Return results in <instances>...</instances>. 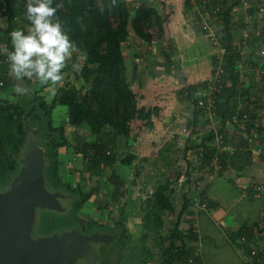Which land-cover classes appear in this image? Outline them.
<instances>
[{"label":"trees","instance_id":"obj_1","mask_svg":"<svg viewBox=\"0 0 264 264\" xmlns=\"http://www.w3.org/2000/svg\"><path fill=\"white\" fill-rule=\"evenodd\" d=\"M155 1L162 6V12L159 13L157 9L149 5L135 7L127 0H55L54 6H58V15L65 21L70 35L87 52L88 59L83 64V71L75 74L70 68L66 69L67 78L73 76V80L64 81V85L59 88L50 103L43 96L37 95V92L33 93L27 102L23 99L17 102L0 99V187L3 188L18 169L17 159L31 132L30 118L32 117L35 125H40L44 121L49 124L47 139L50 143L47 146L46 157L49 160L47 177L50 185L53 189H63L76 197L73 201L76 204L73 225L66 227L69 221L68 216L70 217L68 214H42L37 231L39 235H51L73 227H80L83 233H86L99 226L91 218L81 215L84 206L94 199L99 187L85 193L81 186L73 189L72 185L64 183L60 176L63 164L60 157L62 151H73L74 154L81 156L84 161L91 164L93 169H98L100 171L98 181L107 176V185L110 184L117 188V194L113 195L116 197L121 194V189L125 184L115 170L116 165L131 166L139 156L130 155L121 160L120 143L127 145L130 141L137 142L138 138H142L141 142L144 144L138 148V154L145 151L144 153L152 156L158 148L159 140L144 136L147 130L152 131L156 128L157 122H161L165 115L172 113L170 110L176 104V102L174 105L170 102L174 89L183 87L179 95L186 94L187 100L193 104L195 121L201 117L203 121L210 122L207 110L199 108L196 95L198 91L207 90L211 68L213 70V64L217 63L218 56L213 47L211 48V44L201 43V39L196 35L197 30L190 27L186 18L194 17L201 27L202 13L208 10L216 12L217 9H221L215 17L218 23L223 25L222 45L229 51L223 67L222 88L215 96L217 121L221 123V132L225 133L233 118L238 113L242 114V111L233 104L234 96L239 95L240 83V75L237 71L240 57L236 53L239 45L234 34L236 29L234 8L240 6L242 0H236L233 3H230V0L209 3L206 0H195V5L191 0ZM174 1L179 5L182 4L184 8V12H178L176 16L170 12V5ZM6 3V7L0 10L7 11L9 16L7 22L4 23L6 26L0 31L9 38L8 34L18 29L16 22L18 19L22 22L20 28L26 24L23 17L25 0H17L16 4L12 0H6ZM252 8L257 12L256 4ZM154 26H158L162 32L166 33L169 42L174 41L173 44L169 43L166 53L162 51L164 60L160 64L166 76L173 75V80L171 77H161V81L156 82V79L149 77L144 83L132 84L128 79L124 45L128 42L132 32L144 43L151 44V35L148 30ZM258 43L264 44V34ZM197 46H202L203 53L199 52ZM205 57L207 65L204 69H198L195 72L194 69L185 65L194 63L196 60L204 61ZM1 70L0 80L4 81V87L0 91L7 90L16 83L9 75L7 66L2 67ZM4 72L7 75L3 76ZM180 73L183 74L181 75L183 79H181V85H178L176 79ZM227 82L232 87L227 88ZM25 83L29 88L41 86L42 90L46 89L45 86L33 82L25 81ZM179 95L177 102L183 101ZM60 106L67 108V122L65 126L58 127L53 121V112ZM194 124L188 125L193 129H202ZM68 128L75 131L86 129L89 137L94 141L78 140L72 148V142L70 143L69 139L71 132ZM254 131H258L260 135L264 134V128L252 123L247 125L245 132L242 131L244 136L237 131L238 134L232 142L234 152L223 153L220 158L222 168L219 173L220 178L226 177L225 174L233 170L245 174L244 170L253 163L248 140ZM226 139L225 142L228 144ZM213 140L214 135L211 133L206 134L200 145L197 141H187L184 146L185 162L190 166L189 159L198 155L197 151L202 149V167H207L213 172L215 167L212 162L217 151L212 147ZM174 149L176 145L168 143V146L160 150L159 154L164 157L163 151L171 153ZM144 160L148 162V159ZM109 173L111 175L108 177ZM139 174L137 173V176ZM176 186V182L170 180L161 182L146 199L143 208L145 232L138 246L131 247L132 239L123 227L125 212H122L123 215L115 228V230H120L122 238L124 237L123 255L119 264H147L153 261L154 250L149 249L148 246V240L151 237L155 239L154 248L161 255L160 264H190L192 259H195V264H200V259L194 258L195 250H198L194 232L182 229V223L186 214L191 211L195 196L192 198L189 193H183L181 210L177 211L174 204ZM190 186L189 181L187 187ZM114 201L116 202L117 198ZM108 206L109 204L106 203L100 206L99 210H105ZM168 214L177 215L176 221L169 222L170 227H167L166 223ZM253 239L254 236L242 233L240 244L247 245L246 241L249 244ZM261 249L257 244L255 246L250 244L245 251L248 264H264ZM256 250L260 253L251 257L252 252Z\"/></svg>","mask_w":264,"mask_h":264},{"label":"crops","instance_id":"obj_2","mask_svg":"<svg viewBox=\"0 0 264 264\" xmlns=\"http://www.w3.org/2000/svg\"><path fill=\"white\" fill-rule=\"evenodd\" d=\"M128 2L132 3L134 6L138 2H132V0H127ZM155 1V0H153ZM230 3L235 2L236 0H230ZM255 4L252 2L249 3L248 6H244L243 2L241 1L240 6L234 8V26L235 29V37L236 41L240 45L241 43L245 42L246 45H248V49L245 51L244 57H242L241 62H239L238 66V73L240 77V83L238 86L239 95L234 96L235 101L233 102L234 105H236L237 109H242L241 106L248 107V111L250 114H252L253 123L256 122V124L260 125L262 128H264V59L261 56V52L264 51V44L258 43V41H261L262 36L264 34V15H259L258 11L256 12L255 9L252 8ZM155 9L158 10L160 13V10L162 11V6H160L156 1L153 3V6ZM203 14V13H202ZM189 21H191L190 27H195L196 24L195 18H190ZM199 29V28H198ZM218 29H221L220 27ZM198 38L201 39L202 44H210L206 36L201 32H197ZM170 43H174V41H171ZM140 44L142 45V49L140 48ZM213 46H211L212 48ZM146 49V52L149 50L146 47V43H142V40L135 36L130 35L128 42L124 45V54L125 57H131L135 58L139 55L140 52H143ZM148 49V50H147ZM214 49V48H213ZM143 50V51H141ZM215 54L216 50L214 49ZM145 56H143L142 61L147 60V53H144ZM150 54V53H149ZM163 60V59H162ZM142 61L141 64L143 63ZM158 65L161 64V59L157 60ZM204 61H207L206 57L204 58ZM162 68V76L161 77H171L173 80V75H167L164 72L163 66H160ZM154 72V71H153ZM159 72V71H158ZM161 73V72H160ZM210 74V71H209ZM129 75V70H128ZM212 75V68H211V74ZM152 78L156 79V82L161 81L160 79L156 78V76L151 75ZM159 77V76H158ZM181 77V76H180ZM148 79V78H147ZM146 79V80H147ZM181 79H183L181 77ZM210 79V78H208ZM232 87L231 84L227 82V88ZM186 94H183L179 96L183 101H178L174 108L171 109L172 111L171 115H165V123H167V130L166 135L167 141L169 144H173L171 142L170 137V124L175 123L179 126L185 125V124H194L196 126L202 127V129L207 133V130L209 129V126H211L212 121L206 122L203 121V118L198 117V120L195 121V114H194V106L193 104L187 100L185 97ZM170 118V120H169ZM206 120H208L206 118ZM203 121V122H201ZM249 126V124H247ZM214 126L222 130L221 123L219 121H215ZM247 127V126H246ZM74 130V129H73ZM151 133V134H150ZM224 138L228 141V146L231 147V150L226 151L224 154L233 153L234 152V145H233V139L238 134V132L231 131L227 129L225 131ZM152 131L147 130L145 133V138L152 137ZM82 141H94L93 138L87 136H82ZM202 137L201 139H203ZM142 139V138H141ZM141 139L138 138V141H130L128 144L130 145L131 149L134 151L133 155L138 156V159L131 165L127 167H123L120 165L121 168H127L132 169L134 167H137L143 165L142 173H140L137 176L136 172L134 175V184L136 182L142 181L144 184L146 178H150V175H154L157 169H153L154 165L153 163L156 160V157H159V159L162 160L161 154H159L157 151L154 152L152 156H149L148 154L144 153L145 151H142L140 154H138V148L143 145L144 143L141 142ZM72 142V145L74 146L78 140L80 141V138H72L70 139ZM261 143L264 147V134L261 135ZM164 147L161 145V148L159 150H162ZM177 149H174L176 151ZM166 152V155H169L168 151ZM158 153V154H157ZM172 155V152L171 154ZM69 159L71 161L82 162L79 163L80 171H84V159L76 154H70ZM144 159H148V162H145ZM63 162V161H62ZM162 164H164V161H161ZM252 164L248 166L244 172L245 174H240L239 171L233 170L232 172H229L228 174H225L226 177H229L228 181L225 184V187H221L220 180L225 177H218V178H205L201 180V182L197 185H194L196 190H192L191 187H187V189L184 191V193H189L190 197H196L201 196L203 198H207L210 202V207L207 210H203L200 212H194L191 208L190 213H187L185 216V220L182 223V229L185 231L192 230L194 232V236L197 240L198 244V251H200V264H206L204 260V249L207 244V241H212L214 246H216L215 242L219 241L224 242V244H227L231 246L235 251L238 252V254L243 257V260L246 262L248 259L247 255L245 254V251L248 249L250 244L255 246H259V248L264 247V159H261L260 157H254L252 160ZM75 163H72L73 165ZM161 165V164H156ZM153 168H152V167ZM82 167V168H81ZM116 170V169H115ZM141 172V169H139ZM142 174V175H141ZM147 176L146 178H144ZM122 176V175H121ZM120 176V177H121ZM86 176H84L85 178ZM123 182L125 181L124 177H121ZM64 183L72 185L73 181L72 179L77 181L76 177L74 178L72 176V179H64L62 178ZM232 181L233 185L229 183V181ZM74 184V183H73ZM133 184V185H134ZM146 184V183H145ZM132 185V186H133ZM212 185H215L214 190H217V192H209V189L212 187ZM135 186V185H134ZM261 187L263 190L258 191L257 188ZM231 188H234L241 196H234L235 200L228 204L227 206L223 207L220 200L223 201V193L221 190L224 189L229 192ZM220 190V192L218 191ZM201 191L200 193H198ZM226 194V192H225ZM232 195V194H231ZM233 196V195H232ZM95 199V197H94ZM92 200L91 202H88L87 204V210H97L100 207L99 201ZM242 199L248 200L252 204H257L259 207V217L260 218H251L250 215L247 213L243 215L242 213L237 211L238 204L242 201ZM178 203L180 205L182 204V198L178 197ZM175 204V203H174ZM90 206V207H89ZM182 206V205H181ZM181 210V209H180ZM179 210V211H180ZM100 211H102L100 209ZM97 212L94 216L97 218H100L102 212ZM262 215V217H261ZM125 217V216H124ZM95 220V219H92ZM107 226L110 223H107V220L103 222ZM102 223V224H103ZM122 229V228H121ZM242 233H247L248 235L254 236V239L252 242L248 244L246 241L245 245L244 243L241 245V235ZM132 239V238H131ZM120 242H123L124 237L120 239ZM133 241V239H132ZM134 242V241H133ZM141 243L138 241L136 244L134 243L133 246H138ZM196 251V250H195ZM236 263H238L237 260H235ZM196 263V262H194ZM247 263V262H246ZM248 264V263H247Z\"/></svg>","mask_w":264,"mask_h":264},{"label":"rangeland","instance_id":"obj_3","mask_svg":"<svg viewBox=\"0 0 264 264\" xmlns=\"http://www.w3.org/2000/svg\"><path fill=\"white\" fill-rule=\"evenodd\" d=\"M15 4L17 3V0L14 1ZM132 2H138L135 7H142L145 5H149V6H153V3L155 1L153 0H132ZM182 5V4H181ZM179 4H177L175 1L170 5V12L172 15L176 16L178 14V12L183 13L184 12V8L183 5L181 6ZM160 12H162L160 10ZM175 12V13H174ZM9 16V13H7V11H1L0 10V25L4 28L5 24L2 23H6L7 21V17ZM190 18H193L192 16H190L189 18H186L189 22V25H191V21H189ZM17 27L20 28L19 26L22 25L21 20H17ZM200 24L196 21V24L194 25L195 30L200 31L201 27L199 26ZM199 28V29H198ZM165 31V30H164ZM148 32L151 35V44H146V47L149 49H147L148 51L146 52V49L143 52H140L139 55L135 58H131V57H127V67L129 70V75H128V79L131 81L132 84L137 85L139 82H145L147 78L156 76V78L160 79V77L162 76V68L158 65L157 60L161 59V61L163 62L164 58H163V53H166L167 47L169 45V41H168V37L166 36V33L162 32L158 26H154L151 29L148 30ZM132 35H135V33H131ZM197 35V34H196ZM136 36V35H135ZM198 37V35H197ZM142 43H144L142 41ZM140 48L142 49V45L140 44ZM197 49L199 50L200 53L202 52V46L199 47L197 46ZM144 53H147V60L142 61L143 56H145ZM150 53V54H149ZM163 59V60H162ZM142 61L143 63L141 64ZM161 62V63H162ZM194 62V61H193ZM187 67L192 68L196 71H198V69H204L207 65V61H198L196 60L194 63H187L185 64ZM154 71V72H153ZM159 71V72H158ZM161 72V73H160ZM72 74V72H71ZM68 75V74H67ZM67 75L65 77L64 81H72L73 76H71L70 78H67ZM181 75H183L182 73H180V75H176L177 79L176 82L178 81V85H181ZM159 76V77H158ZM175 82V83H176ZM25 83V82H24ZM26 84V83H25ZM64 85V83H63ZM62 85V86H63ZM27 86V84H26ZM61 86V87H62ZM29 87V86H28ZM183 88V87H182ZM182 88H178V89H174L172 92L173 96L172 99L170 100L171 103H173V105L175 104V102L177 103L178 100V95L180 94V90ZM31 89V94L28 96H16L14 93V87H11L7 90H1L0 91V99H5L7 101H11V102H17L18 100H22L27 102L30 99V96L33 93H38L37 95L43 96L44 98H46V100L50 103L53 99V96L50 92H48L46 89L42 90L41 86L39 87H34L33 86L30 88ZM180 96V95H179ZM170 104V106H172V104ZM173 107V106H172ZM67 108L66 107H58L57 109H55V111L53 112V121L55 123V126H65L66 122H67ZM165 119L163 118L161 122H157L156 128H154L152 130V137H154L155 139L159 140V144H158V148L156 149V151L159 153V149L161 148V145H163V149H165L168 146V142L169 139H167V135L166 130H167V123L165 124ZM170 120V118H169ZM182 125V124H180ZM68 131L71 132L69 134V139H72L73 137L77 139L80 138V140H82V136L87 137L88 135V131L86 129H79V130H73L72 128H68ZM151 134V133H150ZM36 135V134H35ZM167 140V141H166ZM71 143V140H70ZM71 147L73 148V145H71ZM71 148V150H72ZM177 151H173L172 155H166V152H164V157H162V160L159 159V157H156L155 162L153 163V169H157V171H154L155 174L154 175H150V178H146L147 176H145L146 174H144V178L145 182L144 184L142 181L136 182L134 184V175L136 172L142 173V169H143V165L139 166V164L137 165V167H134L132 169H127V168H121L120 165H116L115 169L117 170L118 174L124 177L125 179V184L123 186V189H121V194H118L116 197H114V194H117V188H115L113 185L108 184L107 185V176L103 177V179L101 178L100 181H98L97 179L100 176V171L98 169H93L91 164H89L88 162L84 163V171L83 172H79L80 171V167H79V163L82 162H77L76 161H71L69 159V155L72 153L73 151H62L61 152V161H63L62 166H61V171H60V176L64 179H72V176L76 179L77 181L75 182L74 179H72L73 183V189H76L78 186H81L83 188V191L85 193H87L88 191L93 190L95 187H99V190L97 191V193L95 194V201H99V205L102 206L106 203L109 204V206L105 209L100 211L99 209L97 210H87V205L86 204L81 212V215L89 217L91 219H95L97 220V223L99 225H105V223H103L105 221V219L107 220V223H110L108 225V228H116V223L118 222V220L120 219L122 212L124 213V222H123V227H125V229L127 230L126 233L127 235H129L133 241H132V245L133 243H137L138 241L141 243V238L144 235V227H143V217H144V212H143V208L145 207V202L146 199L155 191V189L158 187V185L161 182H164L166 180H172L173 182L177 179V177L183 172L186 171L184 166L185 160H184V147H179L178 146ZM161 152V151H160ZM134 151L131 149L130 145L127 144L125 145V143L121 142L120 143V147H119V156L120 159L123 160L125 158H127L130 155H133ZM157 153V154H158ZM161 156V155H160ZM166 157V158H165ZM161 161H164V164H162ZM173 162H175L173 164ZM72 163H75L73 165H71ZM161 164L156 165V164ZM124 167V166H123ZM82 168V167H81ZM139 169H141V172L139 171ZM141 174V175H142ZM111 175V173L108 174V177ZM84 176H86L84 178ZM121 176V177H122ZM193 176H198V173H194ZM229 177H225L222 178V180H220V185L221 187H225L226 182L228 181ZM68 181V180H67ZM106 183V184H105ZM146 183V184H145ZM229 183L231 185H233L232 181L230 180ZM135 186H134V185ZM107 185V186H105ZM133 185V186H132ZM195 184L191 182V189L194 191L196 189ZM215 185H212V187L209 189V192H211V194L213 192H217V190H214ZM187 189V186H185L183 189H179L178 186H176V199H175V207L177 209V211H179L181 209V205L180 203H178V197L182 198L184 191ZM220 192V190H218ZM223 193L222 197H223V201L220 200L221 204L223 207L227 206L228 204L230 205L231 202H233L235 199L234 196H236L238 194V196H241L239 193L235 192L236 190L234 188H231V190L229 192H227V190L224 191V189L221 190ZM226 192V194H225ZM233 196H232V195ZM115 198H117V201L115 202ZM68 202V206H72V208H70V212L68 215H70V217L68 216V223L66 225V227H70L72 226L74 223V210L76 209V204L75 202L72 201H67ZM90 207V206H89ZM102 212L100 218H97L96 216H94L97 212ZM237 211L242 213L243 215L245 214H249L251 218L255 217V218H260L259 217V207L257 204H252L250 203L248 200L246 199H242V201L240 202V204H238L237 207ZM176 216L175 214H168V216L166 217V223H167V227H170L169 222H173L176 221ZM262 217V215H261ZM103 223V224H102ZM123 229V228H122ZM167 232H165L166 234ZM216 246H214V244L212 243V241H207V244L205 246L204 249V260L206 264H247L246 262L248 261V259H246L247 261L245 262L243 260V257H241L240 254H238L237 251H235L231 246L224 244V242H220L219 239L217 242H215ZM148 246L149 249H153L154 250V254H155V258L153 261H149L147 264H160L162 261L161 255L159 253H157L156 249L154 248L155 246V239L153 237H151L148 240ZM113 248V249H112ZM112 248H108L106 246H102L99 250V253L102 256V260L100 262V264H119L121 257L123 255L122 252V242L116 244L115 246H113ZM130 253V252H129ZM235 260L238 261V263L235 262Z\"/></svg>","mask_w":264,"mask_h":264},{"label":"water","instance_id":"obj_4","mask_svg":"<svg viewBox=\"0 0 264 264\" xmlns=\"http://www.w3.org/2000/svg\"><path fill=\"white\" fill-rule=\"evenodd\" d=\"M30 128L16 173L0 187V264H100L98 249L120 243V230L85 234L73 227L38 234L42 214H69L72 206L67 201L76 197L53 189L48 180V122L35 125L31 117Z\"/></svg>","mask_w":264,"mask_h":264},{"label":"clouds","instance_id":"obj_5","mask_svg":"<svg viewBox=\"0 0 264 264\" xmlns=\"http://www.w3.org/2000/svg\"><path fill=\"white\" fill-rule=\"evenodd\" d=\"M54 4L55 0H25L26 24L8 34L9 44H0V57L5 58L3 63L16 81V96L31 94L25 81L45 86L55 95L64 83L65 70L79 74L88 59Z\"/></svg>","mask_w":264,"mask_h":264},{"label":"built area","instance_id":"obj_6","mask_svg":"<svg viewBox=\"0 0 264 264\" xmlns=\"http://www.w3.org/2000/svg\"><path fill=\"white\" fill-rule=\"evenodd\" d=\"M13 2L15 0H12ZM192 3L195 5V0H191ZM207 3L209 2H215L219 0H206ZM244 6H248L251 0H242ZM254 4L257 5V11L259 15H264V0H253ZM15 3V2H14ZM7 3L6 0H0V8L4 9L6 7ZM204 8L206 6H203ZM221 9H217L216 12L212 10H208L205 13L202 14V24H201V31L206 35V38L208 39L209 43L213 46V48L216 50L217 63L213 64V70L212 75L210 79L208 80V88L205 91H198L196 95V99H198V106L200 109L205 108L207 110V116L212 121L211 126H209V129L207 130V133L203 129H193L190 125H177L175 123L170 124V130L172 133H170L171 142L176 145V149L179 147H184L185 143L189 140L197 141V143L200 145L203 142L202 137H205L206 134H213L214 140L212 143V147H214L217 151L214 154L213 162L215 169L212 172L207 167H202V159H203V151L200 149L197 151L199 154L196 156H192L190 158L191 165L189 166L186 162L184 163L185 170L183 171L177 179L174 181L176 182V185L179 189H183L185 186L188 185V182L194 183L195 185L199 184L201 180L208 178H218L219 173L221 171L220 166V158L226 151L231 150V147L228 146L225 142L224 134L221 132L219 128L214 126L215 121H217V112L215 108V96L219 92L220 88H222V76L224 75V65L226 63L227 56L229 55L228 49L222 45L224 33H223V25L218 23L217 18L215 17V14L218 13ZM4 24V23H2ZM6 26V24H5ZM221 29H218V28ZM3 28L0 25V29ZM0 44H9V38L4 36L0 31ZM239 45V44H238ZM248 45L245 44V42L241 43L236 53L239 55L240 59L238 61L241 62L242 57H244L245 51L248 49ZM261 56L264 59V51L261 52ZM4 57H0V74L2 72L1 68L6 67L7 65L3 63ZM6 69V68H5ZM7 75L5 72L3 73V76ZM4 87V81L0 80V89ZM242 109H239L242 111V114H237L233 120L232 123L228 124V129L234 132L239 131L241 134L245 132L247 124H254L252 119V114H250L248 111V107L241 106ZM222 128V127H221ZM243 131V132H242ZM244 136V134H243ZM250 144V151H252L253 158L254 157H260L261 159H264V147L261 143V135L258 131L252 132L251 136L248 140ZM194 173H198V176H193ZM172 181V180H170ZM204 181V180H203ZM258 191L263 190L261 187L257 188ZM199 191L198 193H200ZM210 207V202L207 198H203L201 196H196L192 202V210L194 212H200L203 210H207ZM199 250V249H198ZM195 251V257L197 259H200V251ZM263 258H264V247L261 249ZM260 252L259 251H253L251 257L257 256ZM250 259V258H249ZM195 260V259H194ZM193 259L190 260V264H195Z\"/></svg>","mask_w":264,"mask_h":264},{"label":"flooded vegetation","instance_id":"obj_7","mask_svg":"<svg viewBox=\"0 0 264 264\" xmlns=\"http://www.w3.org/2000/svg\"><path fill=\"white\" fill-rule=\"evenodd\" d=\"M95 222H97V220H94ZM96 231H100V232H108L111 234H115V232L117 231V229L115 230V228H108V226L105 225H99L97 228H94L92 230H88V232H86L85 234H90Z\"/></svg>","mask_w":264,"mask_h":264}]
</instances>
